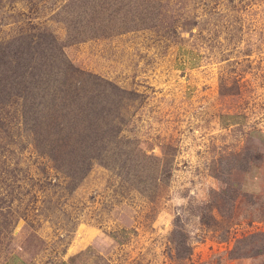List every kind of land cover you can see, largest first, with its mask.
Masks as SVG:
<instances>
[{
  "label": "rangeland",
  "instance_id": "rangeland-1",
  "mask_svg": "<svg viewBox=\"0 0 264 264\" xmlns=\"http://www.w3.org/2000/svg\"><path fill=\"white\" fill-rule=\"evenodd\" d=\"M40 32L129 99L81 178L0 103V264H264V0H0V42Z\"/></svg>",
  "mask_w": 264,
  "mask_h": 264
},
{
  "label": "trees",
  "instance_id": "trees-1",
  "mask_svg": "<svg viewBox=\"0 0 264 264\" xmlns=\"http://www.w3.org/2000/svg\"><path fill=\"white\" fill-rule=\"evenodd\" d=\"M87 9L94 24L103 8L95 1ZM66 19L73 41L112 33L105 30L109 28H80L78 17ZM64 47L44 32L0 42V103L21 100L37 150L69 177L81 178L93 162L107 163L116 153L129 96L115 83L75 66Z\"/></svg>",
  "mask_w": 264,
  "mask_h": 264
},
{
  "label": "crops",
  "instance_id": "crops-1",
  "mask_svg": "<svg viewBox=\"0 0 264 264\" xmlns=\"http://www.w3.org/2000/svg\"><path fill=\"white\" fill-rule=\"evenodd\" d=\"M6 264H23V258L13 256Z\"/></svg>",
  "mask_w": 264,
  "mask_h": 264
}]
</instances>
